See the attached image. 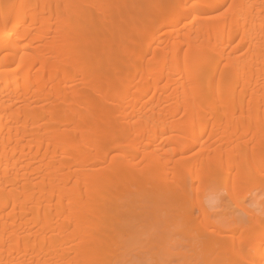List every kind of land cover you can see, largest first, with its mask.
<instances>
[{"label":"bare ground","instance_id":"6f19581e","mask_svg":"<svg viewBox=\"0 0 264 264\" xmlns=\"http://www.w3.org/2000/svg\"><path fill=\"white\" fill-rule=\"evenodd\" d=\"M195 188L244 217H194ZM148 214L264 264V0H0V264H125Z\"/></svg>","mask_w":264,"mask_h":264},{"label":"rangeland","instance_id":"374dc122","mask_svg":"<svg viewBox=\"0 0 264 264\" xmlns=\"http://www.w3.org/2000/svg\"><path fill=\"white\" fill-rule=\"evenodd\" d=\"M258 198H260L259 194L254 198L247 196L245 202L254 208V202ZM198 201L209 207L211 220L219 225H226L233 218L244 217L241 211L235 209L234 200L227 196L225 189L205 188V190H201L195 188L191 191L186 203L188 208L193 209L194 217L197 216L194 205ZM143 202L141 205L148 209L158 203L155 198H148ZM156 207L161 208L157 212L163 220L164 214L161 210L164 205L158 204ZM142 217L137 222L134 219L127 231L130 238H128L126 248L123 251L125 264H198V262L202 264L201 258L207 257L208 250L205 248L195 249L196 251L191 250L190 238L185 234L186 228L176 226L173 223H166L161 219L155 220L156 222L153 223L149 220L152 218V216L149 217V214ZM152 221H154L153 218Z\"/></svg>","mask_w":264,"mask_h":264},{"label":"snow or ice","instance_id":"6c2138e0","mask_svg":"<svg viewBox=\"0 0 264 264\" xmlns=\"http://www.w3.org/2000/svg\"><path fill=\"white\" fill-rule=\"evenodd\" d=\"M166 7H167V11L161 17V20L165 24H167L170 20H174L177 16H182L184 19H190L193 12L202 14L201 7L198 5L181 7V5H179V4H173V5H169ZM205 7H211L217 13L224 15L233 6L231 4H227V3H220V4H215V5H208Z\"/></svg>","mask_w":264,"mask_h":264}]
</instances>
